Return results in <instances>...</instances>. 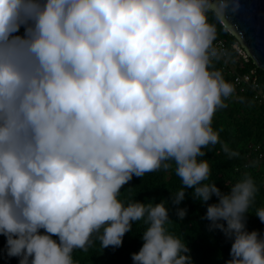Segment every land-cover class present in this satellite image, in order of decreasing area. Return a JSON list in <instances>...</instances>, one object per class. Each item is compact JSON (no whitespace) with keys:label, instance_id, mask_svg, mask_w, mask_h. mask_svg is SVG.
Returning a JSON list of instances; mask_svg holds the SVG:
<instances>
[{"label":"clouds","instance_id":"1","mask_svg":"<svg viewBox=\"0 0 264 264\" xmlns=\"http://www.w3.org/2000/svg\"><path fill=\"white\" fill-rule=\"evenodd\" d=\"M227 4L0 0V235L10 257L74 264L73 251H86L93 234L103 248L119 247L144 220L134 264H191L187 245L165 229L163 202L118 199L134 175L174 162L184 187L172 202L188 188L204 203L216 196L206 219L233 241L227 264H264V238L244 222L253 180L228 193L204 183L203 149L220 143L214 115L235 91L210 69L208 14L224 15ZM186 213L177 209L181 220ZM255 215L264 222V209Z\"/></svg>","mask_w":264,"mask_h":264},{"label":"trees","instance_id":"2","mask_svg":"<svg viewBox=\"0 0 264 264\" xmlns=\"http://www.w3.org/2000/svg\"><path fill=\"white\" fill-rule=\"evenodd\" d=\"M208 19L215 27V37L225 43L228 57L212 58L210 69L221 72L224 79L233 85V73L253 71L250 74L252 83L264 90V69L252 57L248 56L244 60L232 48L234 42H239L228 27L210 13ZM24 33L25 27L21 26L15 35L23 36ZM234 88L233 95L225 99L227 107L218 109L213 118L212 127L219 132L220 143L203 149L206 154L201 159H207L210 166V176L204 183H215L222 192L228 193L235 184L251 178L256 192L248 212L245 213V227L248 232L256 231L264 238V222L255 215L258 210L264 209V155L259 156V150L264 151V101L254 98L255 89L252 86L240 88L234 85ZM222 145L238 155L229 157ZM170 163L171 167L168 169L161 168L146 173L143 177L134 175L122 187L118 199L125 205L136 201L153 205L163 202L169 209L170 218L165 229L168 234L187 245L191 264H227L231 259L233 241L219 228L210 227L211 221L206 219L208 205L218 203V198L213 196L204 203L194 197V189L188 188L185 190L184 200L179 205L174 204L172 198L184 186L181 178L176 175L175 163ZM178 208L187 210L182 220L177 215ZM148 226L144 220L133 222L131 231L125 233L119 247L103 248L100 234H93L86 251H73L74 264H134L132 254L141 249L144 243L142 235ZM19 261V257L8 255L7 237L0 235V264H19Z\"/></svg>","mask_w":264,"mask_h":264},{"label":"water","instance_id":"3","mask_svg":"<svg viewBox=\"0 0 264 264\" xmlns=\"http://www.w3.org/2000/svg\"><path fill=\"white\" fill-rule=\"evenodd\" d=\"M210 14L236 35L245 52L264 69V0H228L224 15Z\"/></svg>","mask_w":264,"mask_h":264},{"label":"built area","instance_id":"4","mask_svg":"<svg viewBox=\"0 0 264 264\" xmlns=\"http://www.w3.org/2000/svg\"><path fill=\"white\" fill-rule=\"evenodd\" d=\"M213 47L216 50L217 56L222 57L223 59L225 57H227V50H226V46L225 43L219 39L215 37V40L213 42ZM232 48L241 55V57L246 60L247 57L249 56L245 50L241 47V45H239L237 42H234L232 44ZM213 57V58H215ZM228 58V57H227ZM228 60L226 61V65H228ZM253 71H250V73H243V74H238V73H233V83L234 85L239 86L240 88H243L244 86H252L254 87L255 91H254V98H256L259 101H264V90L262 89H258L257 88V84L256 83H252L251 78H250V74ZM257 149H259V146H256ZM264 155V151L263 150H259V156H263Z\"/></svg>","mask_w":264,"mask_h":264}]
</instances>
